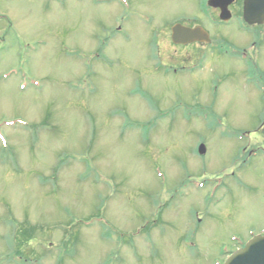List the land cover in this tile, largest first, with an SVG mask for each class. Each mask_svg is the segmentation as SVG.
Segmentation results:
<instances>
[{
    "label": "rangeland",
    "instance_id": "1",
    "mask_svg": "<svg viewBox=\"0 0 264 264\" xmlns=\"http://www.w3.org/2000/svg\"><path fill=\"white\" fill-rule=\"evenodd\" d=\"M200 1L0 0V264H225L264 235V95L213 49L264 80V25Z\"/></svg>",
    "mask_w": 264,
    "mask_h": 264
},
{
    "label": "flooded vegetation",
    "instance_id": "2",
    "mask_svg": "<svg viewBox=\"0 0 264 264\" xmlns=\"http://www.w3.org/2000/svg\"><path fill=\"white\" fill-rule=\"evenodd\" d=\"M214 0H201L197 9V12H199L198 17H201L202 20H207L210 19L212 23H214V25H226L227 23H223L221 20V16L223 14V10L225 9L228 13V17H229V22L232 21L233 19L239 20L241 22V27L248 31L247 29L249 27H253L251 25H248L245 21V0H225L224 2V7L219 6V7H213L211 5V3ZM182 20V19H181ZM228 22V23H229ZM176 25H181L183 27L189 28V29H194V28H201V27H188L185 26V24L181 23V21L173 23L172 27L170 28V32H171V42L174 45V47H189L191 45H200L201 47H209L211 44V36L210 37V43L209 44H204V43H194V44H188V45H176L175 43H173L172 41V29L176 26ZM254 27H256L254 25ZM204 29V28H202ZM205 30V29H204ZM207 31V30H206ZM210 35V34H209ZM213 49L217 50L219 54L222 55H230L233 58H235L237 61H239L244 67V70H246V72L244 73V77H243V82H244V86L247 87V89L254 91V92H258L259 94L261 93V95H264V80L263 79H259L256 78V65L254 62V59L251 57L252 55L250 53H247V51L245 49H238L237 47H228V46H224V45H219L218 47L215 48V46L213 45ZM231 49V52L228 50ZM253 158H255L257 156V154L252 151L250 152V155ZM248 161V160H247ZM249 162V161H248ZM264 236V235H263ZM251 240V239H250ZM249 240V241H250Z\"/></svg>",
    "mask_w": 264,
    "mask_h": 264
},
{
    "label": "water",
    "instance_id": "3",
    "mask_svg": "<svg viewBox=\"0 0 264 264\" xmlns=\"http://www.w3.org/2000/svg\"><path fill=\"white\" fill-rule=\"evenodd\" d=\"M225 0H214L213 7H224ZM245 21L248 25H264V0H245ZM226 9V8H225ZM223 10L221 20L229 21V15ZM172 41L176 45H188L197 42L209 44V34L201 28L189 29L176 25L172 29ZM200 155L206 154L205 145L198 149ZM225 264H264V237H256L241 250L234 253Z\"/></svg>",
    "mask_w": 264,
    "mask_h": 264
}]
</instances>
